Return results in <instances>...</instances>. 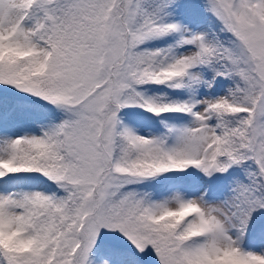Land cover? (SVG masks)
I'll return each mask as SVG.
<instances>
[{"label":"snow or ice","instance_id":"snow-or-ice-1","mask_svg":"<svg viewBox=\"0 0 264 264\" xmlns=\"http://www.w3.org/2000/svg\"><path fill=\"white\" fill-rule=\"evenodd\" d=\"M0 264H264V0H0Z\"/></svg>","mask_w":264,"mask_h":264}]
</instances>
